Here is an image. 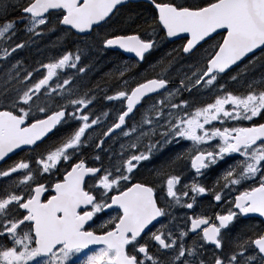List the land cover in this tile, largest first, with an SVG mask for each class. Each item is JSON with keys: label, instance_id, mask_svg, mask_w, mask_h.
<instances>
[{"label": "snow or ice", "instance_id": "1", "mask_svg": "<svg viewBox=\"0 0 264 264\" xmlns=\"http://www.w3.org/2000/svg\"><path fill=\"white\" fill-rule=\"evenodd\" d=\"M0 264H264V0H0Z\"/></svg>", "mask_w": 264, "mask_h": 264}, {"label": "flooded vegetation", "instance_id": "2", "mask_svg": "<svg viewBox=\"0 0 264 264\" xmlns=\"http://www.w3.org/2000/svg\"><path fill=\"white\" fill-rule=\"evenodd\" d=\"M54 40H55V35L49 37L46 41L40 44V49H42V51H38L37 48L33 46L30 51H25L21 53V56L27 57L29 63L35 60H45L48 56L54 55L57 52V49L45 47V44L49 43L50 41H54ZM175 46L176 45L174 44H167L164 47L160 48L158 51L154 53L153 56H149L148 62L145 63L142 68H133L132 69L133 73L142 72L143 70L148 68V65L150 63H155L167 51H170ZM72 50L73 51L75 50L74 47ZM85 59L88 63L91 62L92 64L96 65L95 67L96 73L95 74L92 73L94 69V67H92L91 70L88 72V74L83 76V79L80 81V83L82 85H85L86 87H95L97 84H99L101 87H104L109 81H111V77L113 74L116 73V69L118 66H122L124 62H128L130 65L134 63V57H128L120 51L108 52L104 54L103 56H100L99 58H97L95 54H93ZM177 66L179 67V65ZM173 70L175 72V69ZM112 83H114V81H112ZM101 106H102L101 104L99 103L97 104V108ZM177 150H180L179 146H177ZM15 158L16 157H14L13 159ZM10 162L11 161H9V163ZM214 179H215V176L213 174H209L206 182L211 183ZM210 200H211V197L202 198L200 201V206L196 208V211H200L201 207H206L209 204ZM184 211H187V210H178L177 214L179 215Z\"/></svg>", "mask_w": 264, "mask_h": 264}, {"label": "rangeland", "instance_id": "3", "mask_svg": "<svg viewBox=\"0 0 264 264\" xmlns=\"http://www.w3.org/2000/svg\"><path fill=\"white\" fill-rule=\"evenodd\" d=\"M88 64H92V63L90 62V63H88ZM176 67H178V66H176ZM142 72H144V70H143ZM173 72H174V70H173ZM234 87H238V86H234Z\"/></svg>", "mask_w": 264, "mask_h": 264}, {"label": "water", "instance_id": "4", "mask_svg": "<svg viewBox=\"0 0 264 264\" xmlns=\"http://www.w3.org/2000/svg\"><path fill=\"white\" fill-rule=\"evenodd\" d=\"M126 54H128V53H126ZM128 55L133 56V54H128Z\"/></svg>", "mask_w": 264, "mask_h": 264}]
</instances>
